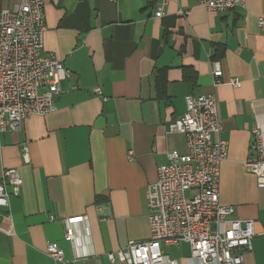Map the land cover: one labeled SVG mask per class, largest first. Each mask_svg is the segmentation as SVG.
Returning <instances> with one entry per match:
<instances>
[{"label": "crops", "instance_id": "obj_1", "mask_svg": "<svg viewBox=\"0 0 264 264\" xmlns=\"http://www.w3.org/2000/svg\"><path fill=\"white\" fill-rule=\"evenodd\" d=\"M16 2L1 1L7 8ZM155 2L43 0V53L61 59L70 76L54 111L1 135L0 177L17 167L22 186L9 199L11 221L0 217V264H124L107 254L149 238L147 186L168 152L187 150L184 135L167 124L185 111L187 95L208 93L216 95L220 137L228 142L220 201L236 218L254 221L244 259L264 264V187L243 165L253 154L251 130L258 126L264 138V0L223 12L169 0L160 17ZM214 55L219 86L212 85ZM231 78L241 85L228 84ZM75 217L83 221L69 241L64 220ZM50 242L63 250V262L46 254ZM166 253L186 264L189 246Z\"/></svg>", "mask_w": 264, "mask_h": 264}, {"label": "built area", "instance_id": "obj_2", "mask_svg": "<svg viewBox=\"0 0 264 264\" xmlns=\"http://www.w3.org/2000/svg\"><path fill=\"white\" fill-rule=\"evenodd\" d=\"M0 0V139L31 115L45 116L55 110L60 84L70 76L62 60L43 53L46 30L43 0H18L11 7ZM115 1V0H110ZM208 10L227 11L245 0H197ZM169 0H156L155 17L165 13ZM264 28V18H258ZM212 85L224 83L220 61L211 60ZM228 84L239 87L231 78ZM100 94V90H94ZM221 120L214 93L187 95L185 111L167 124L168 132L184 135L186 153L168 152V161L157 166L156 180L146 189L149 238L129 240L125 247L107 254L110 262L124 264H176L167 247L186 243V264H246L244 254L253 248L254 221L234 216V207L221 203L220 166L227 158L228 142L220 137ZM251 154L244 167L264 187V138L258 126L251 130ZM132 152L128 151V157ZM23 163H29L26 145ZM22 178L17 167L5 168L0 177V217L11 221L10 196L19 195ZM4 210L5 213H2ZM83 217L64 220V238L73 241V225ZM9 232V230H7ZM46 254L63 262V250L55 242Z\"/></svg>", "mask_w": 264, "mask_h": 264}, {"label": "trees", "instance_id": "obj_3", "mask_svg": "<svg viewBox=\"0 0 264 264\" xmlns=\"http://www.w3.org/2000/svg\"><path fill=\"white\" fill-rule=\"evenodd\" d=\"M219 57V56H218ZM218 57H216L215 55L212 57V59H218Z\"/></svg>", "mask_w": 264, "mask_h": 264}, {"label": "rangeland", "instance_id": "obj_4", "mask_svg": "<svg viewBox=\"0 0 264 264\" xmlns=\"http://www.w3.org/2000/svg\"><path fill=\"white\" fill-rule=\"evenodd\" d=\"M174 253H175V252H174ZM174 253H173V254H174Z\"/></svg>", "mask_w": 264, "mask_h": 264}]
</instances>
